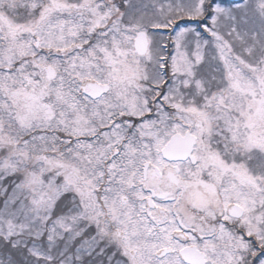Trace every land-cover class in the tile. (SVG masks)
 <instances>
[{
	"label": "snow or ice",
	"instance_id": "1",
	"mask_svg": "<svg viewBox=\"0 0 264 264\" xmlns=\"http://www.w3.org/2000/svg\"><path fill=\"white\" fill-rule=\"evenodd\" d=\"M0 264H264V0H0Z\"/></svg>",
	"mask_w": 264,
	"mask_h": 264
}]
</instances>
